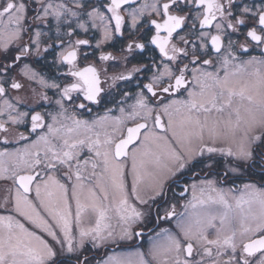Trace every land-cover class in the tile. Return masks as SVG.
Listing matches in <instances>:
<instances>
[{
    "label": "snow or ice",
    "instance_id": "obj_1",
    "mask_svg": "<svg viewBox=\"0 0 264 264\" xmlns=\"http://www.w3.org/2000/svg\"><path fill=\"white\" fill-rule=\"evenodd\" d=\"M0 264H264V0H0Z\"/></svg>",
    "mask_w": 264,
    "mask_h": 264
}]
</instances>
